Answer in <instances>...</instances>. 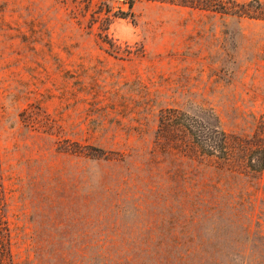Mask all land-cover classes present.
I'll return each instance as SVG.
<instances>
[{
	"label": "rangeland",
	"instance_id": "rangeland-1",
	"mask_svg": "<svg viewBox=\"0 0 264 264\" xmlns=\"http://www.w3.org/2000/svg\"><path fill=\"white\" fill-rule=\"evenodd\" d=\"M105 1L0 0L3 264H264V170L155 143L264 124V0Z\"/></svg>",
	"mask_w": 264,
	"mask_h": 264
},
{
	"label": "trees",
	"instance_id": "trees-1",
	"mask_svg": "<svg viewBox=\"0 0 264 264\" xmlns=\"http://www.w3.org/2000/svg\"><path fill=\"white\" fill-rule=\"evenodd\" d=\"M108 1L101 3V11L110 13ZM139 0H121L131 9ZM155 2H175L176 0H147ZM110 10V11H109ZM116 14L125 18L126 13L118 10ZM115 16V14L113 13ZM107 31L110 19L107 18ZM264 124L260 125L250 137L228 134L209 125L186 112L165 109L158 115L155 143L161 149L171 148L187 157L214 158L221 165L245 175L257 176L264 170ZM9 229L5 217V202L0 184V264L9 256Z\"/></svg>",
	"mask_w": 264,
	"mask_h": 264
}]
</instances>
